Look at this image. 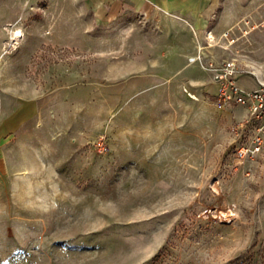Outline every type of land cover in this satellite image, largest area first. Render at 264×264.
Instances as JSON below:
<instances>
[{"label":"rangeland","instance_id":"rangeland-1","mask_svg":"<svg viewBox=\"0 0 264 264\" xmlns=\"http://www.w3.org/2000/svg\"><path fill=\"white\" fill-rule=\"evenodd\" d=\"M227 10L225 35L179 70L152 16L89 0L19 12L0 93L39 111L0 150V264H264V157L234 156L259 123L215 105L209 69L264 81V0Z\"/></svg>","mask_w":264,"mask_h":264},{"label":"crops","instance_id":"crops-1","mask_svg":"<svg viewBox=\"0 0 264 264\" xmlns=\"http://www.w3.org/2000/svg\"><path fill=\"white\" fill-rule=\"evenodd\" d=\"M39 0H0V55L20 44L23 37L17 36V25L23 17L19 14L26 5ZM49 3L51 0H42ZM92 5L109 13L122 16L136 13L152 16L159 22L164 37V70H179L187 63L188 56L202 53L207 39L225 35L227 27L236 18L227 7L234 4L248 7L250 0H89ZM219 7H224L219 9ZM222 23H226L222 28ZM229 25H228V24ZM18 30V31H17ZM16 31V32H15ZM38 35L33 38H39ZM211 38V39H212ZM177 62V65H172ZM194 82L203 86L205 78H195ZM239 84L245 86L239 79ZM210 89L213 86H209ZM37 98L19 92L0 93V150L18 129L39 111Z\"/></svg>","mask_w":264,"mask_h":264},{"label":"built area","instance_id":"built-area-1","mask_svg":"<svg viewBox=\"0 0 264 264\" xmlns=\"http://www.w3.org/2000/svg\"><path fill=\"white\" fill-rule=\"evenodd\" d=\"M209 69L212 72V79L217 83L215 105L219 108L230 103L240 105L246 111L245 123H259L247 141L235 148L234 156L237 163L242 164L257 157H264V81L259 80L253 88L242 87L236 77L233 61L210 65Z\"/></svg>","mask_w":264,"mask_h":264},{"label":"bare ground","instance_id":"bare-ground-1","mask_svg":"<svg viewBox=\"0 0 264 264\" xmlns=\"http://www.w3.org/2000/svg\"><path fill=\"white\" fill-rule=\"evenodd\" d=\"M17 31H18V30H17ZM15 32H16V31H15ZM17 36H21V32H18V33H17ZM211 38H212V37H211Z\"/></svg>","mask_w":264,"mask_h":264}]
</instances>
